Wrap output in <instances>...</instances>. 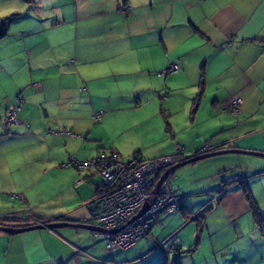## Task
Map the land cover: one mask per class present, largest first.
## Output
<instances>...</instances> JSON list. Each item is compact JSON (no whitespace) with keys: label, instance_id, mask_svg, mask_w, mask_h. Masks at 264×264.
Segmentation results:
<instances>
[{"label":"crops","instance_id":"0c3cea01","mask_svg":"<svg viewBox=\"0 0 264 264\" xmlns=\"http://www.w3.org/2000/svg\"><path fill=\"white\" fill-rule=\"evenodd\" d=\"M115 2H97L102 17H97L94 45L77 52V42L85 46L88 40L76 35L74 61L72 43L67 45L72 36L65 40L48 33V27L36 32L32 21L10 26L0 39V119L18 105L21 123L0 124V222L9 219L2 222L5 227L61 223L60 218L88 222L85 204L94 198L100 178L91 167H61L72 159L83 164L113 151L123 161L135 153L141 160H155L175 155L178 147L189 158L206 143V153L264 154V0ZM61 61L68 63L66 69L58 65ZM172 65L178 70L167 74ZM200 89L192 117L191 103ZM235 98L241 105L232 116L227 107ZM95 114H100L96 124ZM64 117L81 118L66 122ZM113 117L131 121L116 127ZM100 128L107 135L92 136ZM48 131L61 133L44 138ZM87 135L94 137L96 148L85 144ZM261 159L227 153L174 171L173 184L184 197L178 221L205 212L226 181L217 205L212 204L215 210L210 206L206 215L217 226L206 221L203 235L211 234L214 245L213 237L226 234L222 255L230 250L239 264H264V237L242 189L264 217ZM207 167L211 171L203 172ZM60 179L67 181L55 183ZM57 185L62 188L51 193L49 188ZM53 201L60 206L51 210ZM163 216L143 238L146 244L139 240L127 250L108 251L94 236L63 233L77 230L69 227L0 232V264L171 262L168 254L179 249L164 251L170 236L160 241L156 235Z\"/></svg>","mask_w":264,"mask_h":264},{"label":"built area","instance_id":"2783aa9c","mask_svg":"<svg viewBox=\"0 0 264 264\" xmlns=\"http://www.w3.org/2000/svg\"><path fill=\"white\" fill-rule=\"evenodd\" d=\"M177 70L178 66L172 65L166 72L175 73ZM240 105L239 98L231 101V115L238 112ZM19 111L18 105L9 107L0 120L1 125H20ZM93 118L98 121L100 114H95ZM179 164L172 158L153 162H122L116 160L115 155L103 154L93 162L78 165L81 168L95 167L102 180L97 195L85 207L88 222L97 221L100 230L106 231L93 233L95 238L106 243V250L130 249L150 233L162 215L180 211L184 197L173 184L174 169ZM217 198L214 196L213 201ZM144 207L145 212L128 224ZM121 228L124 229L116 234L109 233Z\"/></svg>","mask_w":264,"mask_h":264},{"label":"rangeland","instance_id":"374dc122","mask_svg":"<svg viewBox=\"0 0 264 264\" xmlns=\"http://www.w3.org/2000/svg\"><path fill=\"white\" fill-rule=\"evenodd\" d=\"M101 0H0V20L6 17L9 18L12 15H18V20L16 22H12L10 26L13 28L16 27L14 25H18L20 22L22 23H28L29 21H32L35 23V30L39 33H43V29L45 27L49 28L48 33L54 34V35H60L63 36L62 38L66 40L67 36H72L73 41H69V44H71V55L70 60L74 61L75 58L73 57V53L76 49V38L80 35H85L87 37V42L84 46V44H80L77 42V52L80 50H84L89 52V48H92L94 45V33H95V26L97 22V17H102V15H97L99 12V7L97 2H100ZM106 4H113L117 3L115 1H118L121 3L122 0H103ZM185 4V2H184ZM104 22V21H103ZM61 27L60 29L53 30V26L58 25ZM49 57H51L49 55ZM57 55H55L53 58H56ZM63 60V59H61ZM68 63H64L61 61L58 65L61 68H67ZM73 64V63H72ZM129 87H125L123 92L127 93ZM60 106V110H61ZM240 108V106H239ZM4 111V110H3ZM2 113V112H1ZM62 113L64 112V108L62 109ZM4 114V113H3ZM4 117V116H1ZM66 118V122L68 119L71 121L72 119H78L81 117H64ZM114 118V124L116 127L125 126L128 121H131V117H113ZM101 126V124H98L96 127ZM14 127V126H12ZM45 133L42 134L44 137ZM107 134L104 131H101V128L97 131L93 132L92 136L101 137L104 138ZM42 138V137H41ZM92 138L87 135V141L85 144L87 146H92L96 148V144L92 142ZM130 161V160H129ZM261 163H264V160L261 159ZM201 167V166H200ZM185 168V167H184ZM182 168V169H184ZM197 169V168H196ZM203 168H200V171ZM175 171V169H174ZM210 168H204L203 172H210ZM198 180L201 177L200 173H197ZM66 179H60L56 181L55 183H65ZM176 180L174 181L175 184ZM176 185V184H175ZM61 186L57 185L55 189H52V187L49 188V191L51 193H54L57 191V188H60ZM62 188V187H61ZM65 189V188H63ZM71 193V189H70ZM184 202V201H183ZM188 202V199H186V203ZM215 205V202L213 201L210 206ZM58 204L53 201V204L51 205V210L56 209V206ZM60 206V205H58ZM208 206V208H210ZM215 206H213V211L215 210ZM211 211V210H209ZM201 212L203 217L206 218L207 213L209 212ZM200 213V214H201ZM198 215H192L193 217H189L188 219L184 218L183 221H178V217H181L180 214L175 213L170 216H163V220L160 223V227L157 225L156 228L158 229L156 231V235L159 237V240L162 241L164 238L168 237L167 241H165V249L164 251H168L171 248H177L176 252L171 251L168 256L171 258V262L174 257H176L177 263L179 264H239L233 257V253L230 250H224L227 251V255H222L221 251V244L228 241V236L226 234L219 235L217 237H213L214 245L210 243V240L206 233V226L204 230L201 232H197L198 225L200 223V219L198 221L192 220L194 217L199 216ZM219 214V213H218ZM166 217V218H164ZM264 219V217L262 216ZM208 219V220H207ZM205 219L207 223L213 228H215L217 225L213 222L214 218L213 216L209 218V216ZM193 222H192V221ZM164 221H168L167 223H164ZM89 225L98 227L99 224L97 221H91ZM165 226L164 229H162V226ZM222 224L218 225L220 227ZM63 233H73L74 231H77L78 233H81L83 235H87L90 238H92L93 234L89 231L85 230H70V229H63ZM181 232V235L179 233ZM174 237V240L171 238ZM95 238V237H94ZM93 239V238H92ZM98 241V238H95ZM169 239H171L169 241ZM100 240V239H99ZM147 241H150L148 238ZM104 242V241H103ZM138 243H144L146 244L145 239H141ZM137 243V244H138ZM220 244V245H219ZM150 248V246H148ZM129 253V251H127ZM124 253L119 254L120 257H123ZM170 261L166 262V264H170Z\"/></svg>","mask_w":264,"mask_h":264},{"label":"trees","instance_id":"16d2710c","mask_svg":"<svg viewBox=\"0 0 264 264\" xmlns=\"http://www.w3.org/2000/svg\"><path fill=\"white\" fill-rule=\"evenodd\" d=\"M18 15H12L11 17L9 16V18L8 17H6V18H3V19H1L0 20V39L1 38H3V37H5L6 35H7V32H8V29H9V27H10V25L12 24V22H16L17 20H18ZM167 71V70H166ZM167 73V72H166ZM164 74V73H163ZM168 74V73H167ZM202 94H203V91H202V89H200V91L197 93V95H196V97H195V99L192 101V103H191V109H190V112H191V115H192V117H193V114L196 112V109L199 107V103H200V99H201V96H202ZM227 112H229L230 113V106L228 105V107H227ZM238 112H239V110H238ZM238 112L236 113V114H233L232 116H234V115H237L238 114ZM191 117V116H190ZM191 117V118H192ZM3 118V117H2ZM1 118V119H2ZM0 119V120H1ZM100 121V119L98 120V121H95L94 120V118H93V123L94 124H96L97 122H99ZM1 124V123H0ZM21 124V123H20ZM12 126H16V125H12ZM17 126H19V125H17ZM9 127V126H8ZM59 133H61V132H54V131H48V132H45V135H44V138L45 137H47V136H52V135H57V134H59ZM63 135L64 134H66L65 132L64 133H62ZM209 148V145H208V143H206L205 145H204V147H202V149L200 150V152H196L195 154H193L191 157H189V158H185V157H183V155H182V152H181V148L180 147H178V149H176V153H175V155H173V156H165V157H162V158H158V159H155V160H141V159H139V157H137L138 156V153H135L134 155H133V157L131 158V159H129L130 161H136V162H153V161H157V160H160V159H163V158H172V159H174V160H176V161H179L180 162V164L182 163V162H184V161H186V160H188V159H191V158H194V157H197V156H200V155H202V154H208V153H206L207 152V149ZM103 154H112V155H115L116 156V160H120V158H119V156H118V154L116 153V152H113V151H111V152H101V153H99L98 154V156L99 155H103ZM97 156V157H98ZM96 157V158H97ZM96 159H94V160H92V161H90V162H93V161H95ZM129 160H125V161H123V160H121L122 162H129ZM90 162H86V163H90ZM79 164H81V163H77L74 159H72L70 162H68V164H64V165H62L61 167L64 169V168H66V167H68V166H75V167H79L78 165ZM193 164V163H192ZM80 168V167H79ZM84 168H87V167H84ZM91 168H93L94 170H95V172L97 173V175L99 176V178H100V183H99V185L96 187V191H95V195H94V197L97 195V193H98V187L100 186V184H101V177H100V174H99V171L95 168V167H91ZM224 184H226V181H223L222 182V187H221V191L219 192V193H217V194H213V197L214 196H218L219 197V199H220V196L219 195H222V191H223V185ZM243 189V192H244V195H245V199H246V201H247V203H248V205H249V207H250V210H251V216H252V221L254 222V224H255V226L258 228V230H259V232H260V234L264 237V219L262 218V216H261V214H260V212H258V209H257V207H256V205H255V203L253 202V200H252V197H251V195H250V193L248 192V190L246 189V187H243L242 188ZM217 202H218V200L217 201H215V205H217ZM209 209H212L211 207L210 208H208L207 207V209H206V211L205 212H207ZM179 212H182V208L180 209V211ZM203 215L204 214H200L199 216H197V217H194L192 220H194V221H198L199 219H200V223H199V225H198V228H197V232L199 233V232H201L202 230H204V228H205V226H206V218L205 217H203ZM163 216V215H162ZM187 216V215H186ZM160 219V218H159ZM9 219H6V220H4V221H1L0 222V226H3L4 224L2 223V222H7ZM59 222H66L65 221V219L64 218H60L59 220H58ZM81 224H89V222H81ZM27 227V226H26ZM167 261V260H166ZM166 261L164 260L163 262H162V264H166ZM171 264H179V263H177V262H175V261H172L171 262Z\"/></svg>","mask_w":264,"mask_h":264},{"label":"water","instance_id":"95a60500","mask_svg":"<svg viewBox=\"0 0 264 264\" xmlns=\"http://www.w3.org/2000/svg\"><path fill=\"white\" fill-rule=\"evenodd\" d=\"M227 153H240V154H244V155H251V156H256L259 158L264 159V154L262 153H248V152H242V151H233V150H226V151H219L216 153H208V154H202L200 156L188 159L184 162H182L181 164H179L178 166L175 167L176 169L182 168L184 166L190 165L192 163H196L214 156H218V155H222V154H227ZM163 181V178L161 179L160 183ZM159 183V185H160ZM158 185V186H159ZM146 210V207H144L143 209H141L137 215L135 217H133L131 219V221L128 223H132L135 219H137L139 216H141ZM57 227H69V228H74V229H79V230H85V231H89V232H102V233H106V231L100 230L97 227L94 226H90L87 224H81V223H70V222H61V223H54V224H37L34 226H29V227H24V228H20V229H13V228H9V227H5V226H0V232H4V233H8V234H15V233H23L26 231H34V230H50L53 228H57ZM124 228L119 229L118 231H112L109 232L111 234H116L117 232L123 230ZM108 233V232H107Z\"/></svg>","mask_w":264,"mask_h":264},{"label":"clouds","instance_id":"9594fccd","mask_svg":"<svg viewBox=\"0 0 264 264\" xmlns=\"http://www.w3.org/2000/svg\"><path fill=\"white\" fill-rule=\"evenodd\" d=\"M87 225H89V224H87ZM91 226V225H90ZM97 228H99V227H97ZM100 229V228H99ZM94 232H92V234H93Z\"/></svg>","mask_w":264,"mask_h":264}]
</instances>
